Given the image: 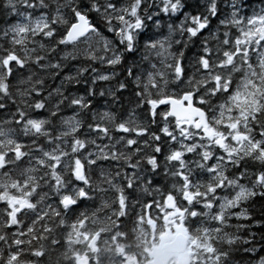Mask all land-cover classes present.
Wrapping results in <instances>:
<instances>
[{
  "label": "snow or ice",
  "instance_id": "1",
  "mask_svg": "<svg viewBox=\"0 0 264 264\" xmlns=\"http://www.w3.org/2000/svg\"><path fill=\"white\" fill-rule=\"evenodd\" d=\"M0 264H264V0H0Z\"/></svg>",
  "mask_w": 264,
  "mask_h": 264
}]
</instances>
